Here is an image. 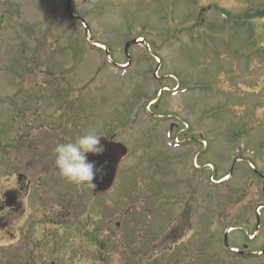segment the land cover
<instances>
[{
	"label": "rangeland",
	"instance_id": "1",
	"mask_svg": "<svg viewBox=\"0 0 264 264\" xmlns=\"http://www.w3.org/2000/svg\"><path fill=\"white\" fill-rule=\"evenodd\" d=\"M67 1L0 0V264H264V0ZM90 128L129 152L99 196L54 164Z\"/></svg>",
	"mask_w": 264,
	"mask_h": 264
},
{
	"label": "clouds",
	"instance_id": "2",
	"mask_svg": "<svg viewBox=\"0 0 264 264\" xmlns=\"http://www.w3.org/2000/svg\"><path fill=\"white\" fill-rule=\"evenodd\" d=\"M97 129L90 128L65 142H58L53 148L54 164L59 174L68 182L78 186L95 188L97 174L103 173V166L89 159V154L100 156L105 152V145Z\"/></svg>",
	"mask_w": 264,
	"mask_h": 264
},
{
	"label": "flooded vegetation",
	"instance_id": "3",
	"mask_svg": "<svg viewBox=\"0 0 264 264\" xmlns=\"http://www.w3.org/2000/svg\"><path fill=\"white\" fill-rule=\"evenodd\" d=\"M39 148L35 147L34 149L37 150ZM6 159L8 160L6 162L8 163L11 162V160L9 161V158L6 157ZM5 172H6L5 185L2 184V186H0V241L1 242L5 241L2 244L8 247L12 245V240L14 238V231H13L14 212L19 211L21 208H24L21 198L25 194L26 197L30 193L31 188L30 185H24V183H21L22 180L21 176H18L17 181H15L14 183V179L12 178V173H13L12 168L7 169V171ZM8 253L0 252V256L5 258ZM10 254L9 257L11 256Z\"/></svg>",
	"mask_w": 264,
	"mask_h": 264
},
{
	"label": "water",
	"instance_id": "4",
	"mask_svg": "<svg viewBox=\"0 0 264 264\" xmlns=\"http://www.w3.org/2000/svg\"><path fill=\"white\" fill-rule=\"evenodd\" d=\"M70 1L66 2V10L72 13L70 8ZM128 44L126 46L127 50ZM101 143L105 145V152L100 156H93L89 154V159L97 163V166H103L102 178L101 174L98 173L96 179L94 180L95 188L87 187L94 195H102L108 192L115 183L117 177V171L119 164L122 159L127 155L128 149L122 143L115 142L112 139H107L101 137ZM15 201V199H14ZM224 243L227 248H230L226 243V236ZM234 251V250H232Z\"/></svg>",
	"mask_w": 264,
	"mask_h": 264
},
{
	"label": "trees",
	"instance_id": "5",
	"mask_svg": "<svg viewBox=\"0 0 264 264\" xmlns=\"http://www.w3.org/2000/svg\"><path fill=\"white\" fill-rule=\"evenodd\" d=\"M184 214V213H183Z\"/></svg>",
	"mask_w": 264,
	"mask_h": 264
}]
</instances>
